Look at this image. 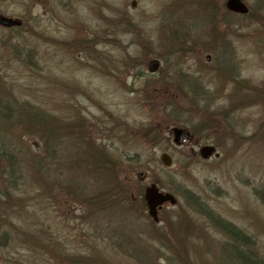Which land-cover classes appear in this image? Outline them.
<instances>
[{"label":"rangeland","instance_id":"rangeland-1","mask_svg":"<svg viewBox=\"0 0 264 264\" xmlns=\"http://www.w3.org/2000/svg\"><path fill=\"white\" fill-rule=\"evenodd\" d=\"M178 3L0 0L1 15L22 21L20 30L0 29V97L31 121L0 132L18 164L17 185L0 188V234L9 235L0 264H98L96 256L102 264H237L207 213L264 256V40H220L230 74L190 78L199 90L185 96L198 103L174 104L180 94L157 85L170 42L161 12ZM156 56L155 80L142 73ZM175 126L192 133L190 144H172ZM204 144L219 157L189 154ZM151 183L177 200L157 224L141 200ZM43 233L57 251L41 248Z\"/></svg>","mask_w":264,"mask_h":264},{"label":"flooded vegetation","instance_id":"flooded-vegetation-1","mask_svg":"<svg viewBox=\"0 0 264 264\" xmlns=\"http://www.w3.org/2000/svg\"><path fill=\"white\" fill-rule=\"evenodd\" d=\"M161 13L162 32H165V38L170 42L166 48L165 84L157 87L165 88V92L169 93L178 92L181 100L178 99L174 104L198 103L194 99L196 97L189 99L185 96L189 90L191 93L199 90L196 80L190 78L203 75L220 79L230 74L227 65L221 68L219 52L226 43L220 40H264V0H181V3L167 6ZM149 61H156L157 69L153 73H148L146 69L142 75L156 77V80L162 73V61L157 56ZM160 79L158 83H162ZM173 128L185 129L178 126ZM192 138L190 132L189 141L185 145L190 144ZM197 151L189 147L192 157L197 156ZM144 180L145 175L140 182ZM165 206L162 205L158 210V215Z\"/></svg>","mask_w":264,"mask_h":264},{"label":"trees","instance_id":"trees-1","mask_svg":"<svg viewBox=\"0 0 264 264\" xmlns=\"http://www.w3.org/2000/svg\"><path fill=\"white\" fill-rule=\"evenodd\" d=\"M20 28H13V29L5 30V31L12 32V31L20 30ZM14 52L20 54L18 49H15ZM19 54L16 55L18 56L16 57L17 59H20ZM11 101H12L11 99H8V98L3 99L2 97H0V132H2L3 127L7 126L8 124H13L16 121L17 122L25 121V122L31 123V121H28L24 117H22L23 115L27 114L26 109L24 113L22 112L23 109L15 110L14 106H11ZM16 111L17 113H15ZM43 130L44 132H43L42 137L44 138V134L47 130L45 129ZM28 163H30L29 164V166H31L30 168L34 169L33 174L35 175V177L40 178L39 172L41 169V164L39 160L33 159L32 161H28ZM17 172H18V164L16 163V158L8 150V145H7L4 135H0V188L4 189V186H6L7 188L16 186L18 183L17 175H16ZM120 193L123 194L124 191H121ZM3 198H4V194H0V199L2 200ZM123 199L124 197L122 198L121 202L123 201ZM81 203L83 204V206L84 205L87 206L86 209L89 208V205H88V203H90L89 201L85 200V202H81ZM32 208L33 210L36 209L35 206H33ZM84 212H85L84 215L86 216L90 215V214H86L87 213L86 210ZM206 217L212 223V227L217 229L226 239H228L229 241L228 246L230 247L231 250L233 249L236 252L235 260L237 264H264V256L254 250V248L252 247L253 242L252 240L250 242L248 236L241 233L232 224L225 222L221 219H218L217 217L213 216L210 213H207ZM88 227L90 230L89 224H88ZM8 237L9 235L7 233L0 234V242L2 243V245L4 244V242L7 241ZM107 238H110L112 240L113 238L112 231H109ZM119 239H120L119 240L120 247L121 246L122 247L131 246L132 248L133 243L129 237L119 238ZM40 240H41V245H40L41 248H47L49 245H51V249H55L57 251V248L52 243L53 239L51 240L50 236L46 237V235L43 233ZM96 257H94L95 262H99L98 264L104 263V259L101 260L99 256L97 258Z\"/></svg>","mask_w":264,"mask_h":264},{"label":"water","instance_id":"water-1","mask_svg":"<svg viewBox=\"0 0 264 264\" xmlns=\"http://www.w3.org/2000/svg\"><path fill=\"white\" fill-rule=\"evenodd\" d=\"M132 7H134V3H132ZM20 26V20L0 15V27L14 28ZM157 65L158 63L156 61H150L147 64V71L149 73H153L157 69ZM171 132L173 136V143L175 145L185 144L190 138V134L183 129L174 128ZM199 156L201 159L207 160L211 156L217 158L218 154L215 153V149L213 147L205 146L199 150ZM160 162L165 167H169L171 165V160L166 154L160 155ZM136 176L139 180H142L141 173H138ZM166 203L171 206H174L176 204V199L169 193L159 192L155 184H151L145 188L143 194V204L147 210L148 216L152 219L154 223H158V210L163 204Z\"/></svg>","mask_w":264,"mask_h":264}]
</instances>
